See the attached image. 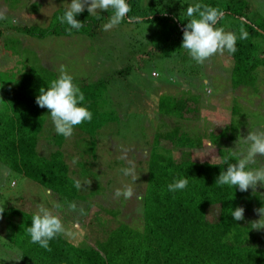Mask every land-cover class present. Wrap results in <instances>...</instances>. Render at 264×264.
I'll return each instance as SVG.
<instances>
[{
	"label": "trees",
	"instance_id": "trees-1",
	"mask_svg": "<svg viewBox=\"0 0 264 264\" xmlns=\"http://www.w3.org/2000/svg\"><path fill=\"white\" fill-rule=\"evenodd\" d=\"M175 1L179 0H127L130 11L120 24L136 21L145 23L146 27L139 32L135 30L138 29L136 23L131 34L136 31L135 37L143 35L142 42L147 40L155 51L164 56L175 51L180 53L183 49L182 33L187 20L190 19L186 15L189 5L200 3L215 7L223 13L216 27L220 28L228 20V31L237 36L236 52L230 54L225 51L234 62L231 77L239 85L253 86L255 70L264 66V45L260 42L264 40V18H260L252 4L248 0H193L191 3L186 0L187 3L177 11L173 7L178 5ZM63 13V10L53 12L50 25L46 28L24 26L12 27L7 31L0 29V38L93 37L100 24L108 22L112 10L92 15L83 11L75 18L84 26L71 31L69 25L61 24L58 20ZM241 29L248 33L246 39H240ZM9 43L8 40L4 42L3 48H8L7 51L10 50ZM13 44L15 47L10 44L15 53L13 57H19V52L16 51L20 49L21 44L17 40H14ZM20 62V75H0V166L4 169L3 173L10 171L45 188L67 207L65 212L70 214V203L76 204L73 211L77 212L81 201L88 203L90 209L97 207V201L107 202L106 196L113 197L115 188L103 192L107 193L104 198L101 196L102 192L93 198L83 195L82 187H75V181L81 180V176L85 175L81 166L88 168L93 164L85 159L76 163L71 161L80 172L78 174L72 171L62 150L66 140L75 138L57 135L48 110L40 108L35 102L39 89L44 87L46 90L47 85L56 79L58 74L50 71L51 67L47 68L45 63L44 67L39 68L25 59ZM16 67H10L8 70L15 71ZM130 68L124 67L117 74H128ZM8 70L3 72H9ZM86 81L73 79V83L85 96L83 106L91 111L92 119L76 126L73 134L76 132L75 142L88 140L87 154H90L93 160L98 133L111 118L108 116L110 113H98L100 108L106 105L101 95L102 85L91 92ZM204 93L208 95L211 91L206 87ZM197 102L199 98L196 96H166L158 100L160 124L166 125L164 122L170 120L175 123L172 127L167 126V131H157L151 145L147 144L150 148L145 153L147 179L145 177L144 180H147L148 184L146 192L139 198L142 229H133L125 223H119L109 229L101 239L95 240L93 245L81 247L73 245L61 234L49 242L51 250L48 251L31 243L26 232L33 212L17 206V200L2 196L0 191V207H4L2 216L8 222V225L0 230V246L6 247L5 256H11V264H264V229H252V221L248 220L258 204H261L258 208L264 206V199L259 202V195L251 189L241 192L238 188L216 184L219 173L226 170L223 161L229 155V144H219V139L225 131L213 129L205 134L207 145L214 148L208 156L202 151L206 143L203 142V135L183 132V126L178 124V120L193 121L195 115L192 114L196 112ZM158 127L160 130V125ZM43 134H47L48 139L42 141H48V145L56 148L46 156L37 153V144ZM226 139L227 143L235 140L231 136H226ZM160 140L171 141L176 148L199 152H192L195 156L193 159L178 160L175 156L168 155V151L163 152L158 147ZM213 155L215 157L212 159ZM184 176L188 178V185L184 190L168 191L169 183ZM107 182L103 185L110 188L112 183ZM0 186H3V182ZM117 199L121 204L124 203V198ZM237 206L245 210L243 221H234L230 216V208ZM118 208L119 206L115 207V211L107 214H121L122 209ZM214 211L216 218L211 219ZM66 218L69 216L66 215ZM4 251L0 250V256Z\"/></svg>",
	"mask_w": 264,
	"mask_h": 264
},
{
	"label": "rangeland",
	"instance_id": "rangeland-1",
	"mask_svg": "<svg viewBox=\"0 0 264 264\" xmlns=\"http://www.w3.org/2000/svg\"><path fill=\"white\" fill-rule=\"evenodd\" d=\"M7 1L9 2L0 0V29L5 31L12 27L24 26L46 28L50 25L53 12L65 11L71 2V0H35V3L32 0ZM187 1L193 2V0ZM187 1H175L178 5L175 4L173 7L179 11ZM248 1L260 18H264V0ZM84 11L87 9L85 8ZM136 23L137 32L146 27L145 23L136 21L131 24H119L105 31V23H101L93 37L52 36L44 39L28 37L19 39L12 37V39L9 36H3L0 38V70H2L0 75L6 74L12 77L20 75L21 71L18 72L20 70L18 68L22 67L20 60L25 59L29 64L39 68L44 67L45 63L47 68L51 67L50 71L58 75L63 66L73 79H86L91 92L102 85L101 95L106 105L101 107L98 113H110L108 116L111 119L98 133L94 149L95 158L92 160L91 155L87 154L88 140L75 142L76 132L72 135L74 140L65 141L62 152L72 171L78 174L80 170L71 161L85 159L93 164L88 168L81 166V171L85 174L79 180L83 195L95 198L102 192L101 196L104 198L107 193L103 192L114 190V188L131 187L133 195L130 198L120 196L124 198L123 204L114 196L109 198L107 195V202L97 201V207L94 206L92 209L89 208L88 203L79 202L77 206L79 211L72 210L70 214L65 212L67 207H64L60 200L58 201L45 188L10 171L3 173L4 169L0 166V183L3 182V186H0L2 196L12 197L13 200H17V206L33 213L41 206L48 208L54 215L59 216L69 233L62 234L64 238L78 247L93 245L95 240L101 239L109 229L119 223H125L133 229H142L139 198L146 192L148 184V181L144 180L145 177L147 179L145 153L150 148L147 144L151 145L157 131H167L166 127H172L175 123L170 120L164 122L167 123L166 125L160 124L161 117L158 116L157 103L161 97L196 96L199 98V102L196 103V112L192 114V116L195 115L192 118L193 121L178 120V124L183 126V132L203 135V142L206 143L202 151L208 156L211 148L207 145L205 134L213 129L225 131L219 139V144H229L228 149L233 148L237 137L246 135L247 131L264 130V66L255 70L253 86L239 85L231 77L234 62L225 52L217 53L203 64H197L192 60L185 49H182L180 53L175 51L163 56L155 51L147 40L142 42L143 35L135 37L136 31L133 35L131 34ZM228 25L229 21L226 20L220 28L228 31ZM6 40L8 43L11 42L9 51H7L8 48H3ZM14 40L21 44L20 51H16L19 52L17 58L13 57L15 53L11 48V45L15 47ZM260 42L263 46L264 40ZM10 67H16L15 71L10 72L8 70ZM124 67H131L128 74L118 75L117 72ZM3 70L9 72H3ZM152 73H157L158 76ZM206 87L211 91L208 95L204 93ZM226 136L234 138V142L227 143ZM42 139H48V135L43 134L38 141L39 155L46 156L56 150L55 147L48 145V141H42ZM158 147L163 152L168 151V155H173L178 160L193 159L195 156L192 152H199V150L191 152L188 149L176 148L171 141L164 140L159 141ZM125 152L127 160H131L135 165L138 178L134 182L131 176H125L121 171L122 168L129 166L127 160L120 158ZM258 162L264 163V157L258 158ZM107 181L112 183L110 188L103 185L108 183ZM254 193L259 195V202H262L264 188L257 186ZM260 205L258 204L254 209H258ZM117 206H119L118 210L121 207V214L117 216L107 214V212L115 211ZM66 215L69 218H66ZM255 215L258 214L253 210L248 220L254 222L260 219L259 215L257 217ZM215 218L214 211L211 219ZM5 225L7 226L8 222L2 216L0 230H3ZM0 250L4 251L6 247L0 246ZM13 258L15 259V255ZM11 262V256L7 258L4 251L0 256V264H11Z\"/></svg>",
	"mask_w": 264,
	"mask_h": 264
},
{
	"label": "clouds",
	"instance_id": "clouds-1",
	"mask_svg": "<svg viewBox=\"0 0 264 264\" xmlns=\"http://www.w3.org/2000/svg\"><path fill=\"white\" fill-rule=\"evenodd\" d=\"M32 2L35 3V0ZM85 8L88 14L112 10V15L104 25L105 31L117 27L130 11L127 0H71L69 7L63 15L58 17V20L61 24L69 25V31L71 29L79 30L84 25L75 17L82 13ZM186 15L190 19L187 20L183 28L181 48L185 49L190 58L197 64H203L217 53L223 54L227 51L232 54L236 52V34L216 27L223 15L220 10L196 3L187 7ZM247 36L248 33L241 29L240 39H246ZM154 76L157 77L158 74L156 73ZM84 101L83 92L73 83V77L68 74L63 66L59 70L58 77L50 81L46 90L41 87L39 95L35 98V102L40 108L48 110L56 134L64 138H71L76 126L91 121L92 113L83 106ZM208 147L211 148L209 152L211 153L214 148L211 145ZM228 150L229 155L223 161L226 170L219 173L216 184L238 188L241 192L249 189L255 192L257 186L264 188V163L258 162V158L264 157V130L247 131L246 135L238 136L234 147ZM214 157L215 155L212 159ZM120 158L127 160L126 152ZM75 162L74 160L73 163ZM127 163L129 166L122 168L121 171L125 176H131L134 182L138 178L135 173V165L131 160H127ZM187 185L188 178L184 176L169 183L167 189L170 192L182 191ZM75 187L77 189L82 187L79 180L75 181ZM132 195V188L127 186L124 189H116L114 192V196L117 198L120 196L130 198ZM68 206L72 210L76 209L75 203H70ZM244 211L241 206L234 209L230 208V216L234 221H243ZM254 211L260 216V219L251 222L252 229H264V206L254 209ZM3 212L4 207H0V217H2ZM26 232L31 243L48 251L51 250L49 247L51 240L58 235L69 234L59 216L54 215L43 206L33 213L30 226L26 227Z\"/></svg>",
	"mask_w": 264,
	"mask_h": 264
},
{
	"label": "built area",
	"instance_id": "built-area-1",
	"mask_svg": "<svg viewBox=\"0 0 264 264\" xmlns=\"http://www.w3.org/2000/svg\"><path fill=\"white\" fill-rule=\"evenodd\" d=\"M153 75H155V74H153Z\"/></svg>",
	"mask_w": 264,
	"mask_h": 264
}]
</instances>
